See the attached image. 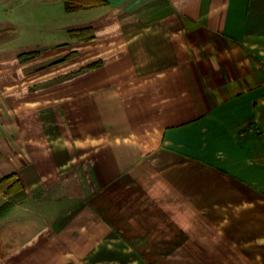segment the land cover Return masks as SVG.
<instances>
[{
	"label": "crops",
	"instance_id": "crops-1",
	"mask_svg": "<svg viewBox=\"0 0 264 264\" xmlns=\"http://www.w3.org/2000/svg\"><path fill=\"white\" fill-rule=\"evenodd\" d=\"M104 1L0 46V264H264V0Z\"/></svg>",
	"mask_w": 264,
	"mask_h": 264
},
{
	"label": "rangeland",
	"instance_id": "rangeland-1",
	"mask_svg": "<svg viewBox=\"0 0 264 264\" xmlns=\"http://www.w3.org/2000/svg\"><path fill=\"white\" fill-rule=\"evenodd\" d=\"M72 22L62 0H0V46L54 50L69 38L65 27Z\"/></svg>",
	"mask_w": 264,
	"mask_h": 264
},
{
	"label": "trees",
	"instance_id": "trees-1",
	"mask_svg": "<svg viewBox=\"0 0 264 264\" xmlns=\"http://www.w3.org/2000/svg\"><path fill=\"white\" fill-rule=\"evenodd\" d=\"M105 3L106 2L104 0H63L64 10L68 13L93 8L96 6L103 5ZM88 30L89 29L87 27H84L76 30H69L68 33L70 36L77 35L78 37L80 36L85 38L87 36L86 33ZM90 38H92V35L86 37V39H90ZM34 54L35 52H30L27 54L21 53L19 55V59L24 57L27 58ZM18 190H20V186L15 173L0 178V193H2L4 196H7L9 199H12L11 198L12 195H15L18 192ZM7 207H9V204L8 203L4 204V206L2 207L3 211Z\"/></svg>",
	"mask_w": 264,
	"mask_h": 264
}]
</instances>
